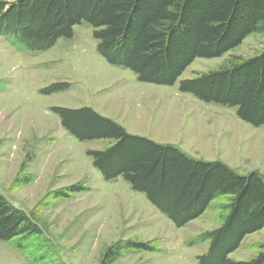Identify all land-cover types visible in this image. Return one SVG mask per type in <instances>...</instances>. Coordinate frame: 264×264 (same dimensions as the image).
Returning a JSON list of instances; mask_svg holds the SVG:
<instances>
[{
	"label": "rangeland",
	"instance_id": "rangeland-1",
	"mask_svg": "<svg viewBox=\"0 0 264 264\" xmlns=\"http://www.w3.org/2000/svg\"><path fill=\"white\" fill-rule=\"evenodd\" d=\"M74 29L73 38L62 37L40 52L19 51L0 36V191L33 211L44 229L27 251L0 241V264H101L105 249L128 241L151 242L157 249H123L113 264H199L209 242L188 241L221 225L226 199H216L201 217L177 227L122 176L106 180L92 165L88 150L113 140H79L51 108L92 106L133 134L175 144L197 159L221 160L240 173L264 175V125L241 120L236 107L179 89L181 80L217 68L232 55L260 54L264 32L220 57H197L176 84L163 85L140 81L133 70L109 63L97 50L90 24ZM56 82L71 87L42 93ZM19 176L29 181L15 183ZM79 182L88 189L69 197L54 194ZM262 245L264 228L246 235L229 256L249 260Z\"/></svg>",
	"mask_w": 264,
	"mask_h": 264
},
{
	"label": "trees",
	"instance_id": "trees-1",
	"mask_svg": "<svg viewBox=\"0 0 264 264\" xmlns=\"http://www.w3.org/2000/svg\"><path fill=\"white\" fill-rule=\"evenodd\" d=\"M83 22L94 28L97 50L109 63L133 70L140 81L174 85L197 57H220L251 34L263 33L264 0H0V36L19 51L48 50L62 37L73 38L74 27ZM69 85L56 82L42 93ZM179 89L205 102L236 107L241 120L262 126L264 50L249 58L232 55L217 68L181 80ZM51 110L81 141L113 140L106 148L88 150L92 165L106 180L122 176L177 227L201 217L216 199H226L221 225L188 241L209 242L199 264H264V245L249 260L229 256L246 235L264 228L262 173H240L221 160L197 159L175 144L133 134L92 106ZM28 181L19 176L15 183ZM87 189L79 182L54 194L69 197ZM43 234L37 215L0 191V241L27 251ZM133 248L157 249L151 242H119L102 252L100 262L113 264L121 250Z\"/></svg>",
	"mask_w": 264,
	"mask_h": 264
},
{
	"label": "crops",
	"instance_id": "crops-1",
	"mask_svg": "<svg viewBox=\"0 0 264 264\" xmlns=\"http://www.w3.org/2000/svg\"><path fill=\"white\" fill-rule=\"evenodd\" d=\"M124 126V125H123ZM125 127V126H124ZM126 128V127H125Z\"/></svg>",
	"mask_w": 264,
	"mask_h": 264
}]
</instances>
